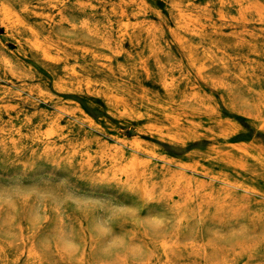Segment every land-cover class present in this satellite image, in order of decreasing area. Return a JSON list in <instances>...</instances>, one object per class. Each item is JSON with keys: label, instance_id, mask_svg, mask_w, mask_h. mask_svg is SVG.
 I'll use <instances>...</instances> for the list:
<instances>
[{"label": "rangeland", "instance_id": "1", "mask_svg": "<svg viewBox=\"0 0 264 264\" xmlns=\"http://www.w3.org/2000/svg\"><path fill=\"white\" fill-rule=\"evenodd\" d=\"M181 1L183 9L204 25L203 32L182 31L200 47L202 55L214 52L209 35L215 34L216 27L232 43L240 36L249 41L257 37L262 56H255L248 46L227 48L223 56L229 65L220 68L227 76L218 88L199 77L174 39L178 21L173 0H127L125 4L121 0H0V9L7 3L17 11L26 3L32 9L24 16L27 28L36 29L51 46L47 56L37 54L29 43L30 33L8 26L0 14V264H9L6 260L28 249L42 260L35 264H78L79 259L85 264H247L246 252H255L264 264V222L257 217L264 200L259 194L243 191L244 186L264 191V179L254 173L252 164L237 170L215 161L210 152L215 147L212 137L185 145L171 142L150 129L166 126L160 119L149 120L143 104L137 103V114H132L122 103L104 97L110 84L129 85L137 94L147 89L157 99H166L159 80L163 68L176 95L195 89L206 95L213 108L204 121L214 120L220 113L235 123L231 135L216 131L220 143L227 138L264 148V131L243 113L231 110L224 99L233 84L228 75L238 71L233 63L243 57L258 67L262 81L255 87L264 89V0H260L261 14L251 13L240 24L233 19L240 17V7L233 3L224 17L218 0ZM115 6L124 7L126 22L141 24V43L132 45L112 13ZM87 21L109 30L108 46L101 38L81 32ZM149 29L157 41V54L151 57L145 41ZM130 55L133 59L149 57L148 70L138 67L135 76L125 75L119 82L107 76L108 66L120 73V65L127 64ZM83 66L91 70L86 76ZM207 66L213 74L216 69ZM75 69L81 71L80 79L72 74ZM88 76L91 83L85 79ZM238 89L233 87L234 92ZM49 130H56L64 139L58 134L47 136ZM95 139L109 146L106 154L125 153L127 157L134 142L140 140L141 158L160 167L165 160L171 161L177 175L191 178L190 191L201 181L213 182L203 175L205 170L225 174L239 185L231 189L234 192L225 199L227 205L238 198H244L246 204L236 211L221 212L200 207L197 195L194 202L179 199L173 193L174 181L164 175L149 178L146 198L142 184L115 175L109 163L96 157L101 148ZM83 142L89 144L74 148ZM85 151L92 157L87 161ZM215 184L228 189L219 181ZM183 187L181 191L187 195L189 189ZM162 243L180 246L170 262ZM194 243L197 248L192 249Z\"/></svg>", "mask_w": 264, "mask_h": 264}, {"label": "bare ground", "instance_id": "2", "mask_svg": "<svg viewBox=\"0 0 264 264\" xmlns=\"http://www.w3.org/2000/svg\"><path fill=\"white\" fill-rule=\"evenodd\" d=\"M121 1H124L123 4L127 2V0ZM218 1L221 7L220 14L224 17L226 16V8L229 6V4L233 3L240 7V17L233 18L237 24H240L242 22V18L248 16L251 13L256 12L261 14L263 7V4H261L260 0ZM173 3L177 8L178 21V30H174L172 32L173 37L185 51V57L189 65L196 71L201 79L210 82V84L218 88L223 86L222 82L227 74H222L220 72V68H225L229 65L228 60H226L223 56L226 55V52L228 51L227 48L244 49L246 46H248L255 56H262L257 37L252 36V40L249 41L247 40V37L240 36V40L238 37L236 39L238 41L232 43L223 38V35L216 27L213 30L215 34L209 35L214 52L212 53L208 51L202 55V53H200V47L191 43L182 31L197 32L199 29L202 30L204 25L201 23L200 19L196 18L187 10L183 9L181 0H173ZM30 10L32 11V9L26 5V3L20 6L19 11H17L12 5L4 3L0 9V14L8 26L14 28L21 27L24 29V31L29 32L31 35L29 43L31 44L32 50H34L37 54L46 55L49 51L48 49L51 47L50 42L43 39L40 36V33L33 27H31V30L27 28V23L24 19V16L28 15ZM112 13L119 18L120 26L123 27L122 29H124L125 35H129L132 45L134 46L138 43H141L140 41L142 40L143 35V28L141 27V24H131L132 20L126 22L125 18L128 15L123 6L120 8L115 6L112 10ZM203 31L204 30H202V32ZM81 32L87 35L90 34L95 38H101L103 41H106L105 44L107 46L109 45V30L107 29H98L94 24H91V22L87 21L83 23ZM145 41L148 49L150 50L149 57L155 56L157 54V41L152 34V30H148ZM149 57H139V59H133V57L130 55L128 56V63L120 65V73H118L113 66H108L106 74L107 76L114 78L117 82H119L120 79H122L125 75L135 76V70L138 69V67L148 70ZM246 60L248 63H245ZM233 61H235V59ZM253 62L254 61L250 58L245 59V57H243L240 62L237 61L233 63L234 67H238V71L235 74L228 75L231 77V79H233V84L230 88L226 89V93L229 96H225L224 99L226 105L229 106L231 110H237L240 113H243L254 125L264 131V89L257 90L255 87V85L260 83L262 80L257 72L258 67L255 66ZM208 64L209 66H212L216 69L213 74L212 71L207 70ZM82 68H84L83 73H85V76L87 73L91 72V70L87 69L86 66H83ZM80 72L81 71L78 69H75L72 74L79 77L80 79ZM85 79H87L89 83L92 82V79L89 76L85 77ZM159 80L166 90V99H157V97H154L148 91H146L147 89L142 91V93L137 94L131 91V87L129 85L117 86L110 84L108 89L104 92V97L109 102L115 100V102L122 103L132 114H137L135 108L137 103L143 104L146 107L149 120L160 119L162 120V123H165L163 125L166 126L165 129H163L160 126L154 125L150 126V129L157 131L162 137L170 140L171 142L185 145L189 141H198L204 137H212L214 141L213 145H215V147L210 149V152L212 153V157L215 161H218L221 164L229 167H234L237 170H244L248 164H252V169L255 170L254 173L264 179V148H254L245 144H237L236 142H232L227 138L225 139L226 141L220 143L216 138V131H225L226 136L231 135L234 133L232 129L236 126L235 123H233V121L227 117H223L220 115V113L219 116H217L214 120L213 118H208L206 121H204V118H207L205 116L208 112V109L213 108V105L207 100L205 94L195 89L191 93L186 90L179 93V95H176L177 90L169 85L166 72L163 68L160 69ZM188 83L190 84L192 82L188 80ZM57 85L60 86L61 84L57 83ZM233 87L237 89L239 88L238 92H234ZM245 87H247V90H243ZM230 97H232V99ZM174 103H177L179 106L175 107ZM81 113L82 118L87 121L89 118L86 113L83 110H81ZM217 113L218 111H216V114ZM139 117H144V115H140ZM212 122L213 125L211 124ZM57 127L60 128V124H58ZM237 130L238 129H236V131ZM54 134H58L61 139H64L61 133L57 132L56 130H49L47 132V136H52ZM95 141L101 148L96 157H99V159L103 162L109 163V165L114 168L115 175H124L128 179H131L133 183L142 184L140 188L144 192V196L146 198L148 194H150L149 178L153 176L156 177L164 175L166 180L172 182L174 181L175 189L173 190V193L177 194L179 199H185L187 201L189 200L194 202L198 196L200 207H214L216 212H221L228 210L236 211L238 208L244 207L246 204L244 198H238L234 199V202H232L230 206L227 205L225 199L232 197L234 191L231 189H238L239 185L225 174L216 175L213 173V170H205L203 175L209 177L213 182L206 183L201 181L196 185L194 190L190 191L191 178L183 174H178V176L177 173L172 170L171 161L165 160L166 164L160 167L156 164H151L149 161H144L141 158L140 153L142 152L143 147L140 140H136L134 142L133 151L129 157H127L125 153H122L119 156L111 153L106 154L105 150L109 146L106 143H102L98 139H95ZM118 142L123 144L126 141L119 140ZM88 144V142L74 144V148H83ZM218 144H221V146H217ZM112 147L114 146L112 145ZM47 148H51V146L47 145ZM83 157L86 161L91 159L92 157L90 151H85ZM198 165L196 168H200ZM218 181L227 186L228 189L221 190L219 187H217L215 182ZM181 185L189 189V193H187V195L181 191ZM243 191H246L247 193L259 194L264 200V191H260L256 187L244 186ZM257 217L260 218L262 222H264V209L257 213ZM161 247L164 250L167 262H170L173 259L175 248L180 246H178V244L162 243ZM190 247L192 249L197 248L195 243L191 244ZM210 247L213 250L216 249L213 246ZM246 254H249V263L247 264H260L262 262L260 261V257L255 252H246L243 255ZM6 261L9 262V264H35L42 262L41 258L37 256L36 253L31 249H28V251L23 252L22 255H19L10 261ZM77 263L85 264L83 259L77 260Z\"/></svg>", "mask_w": 264, "mask_h": 264}]
</instances>
